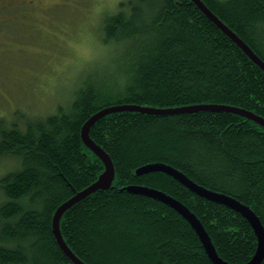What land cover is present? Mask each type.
<instances>
[{
  "label": "trees",
  "instance_id": "1",
  "mask_svg": "<svg viewBox=\"0 0 264 264\" xmlns=\"http://www.w3.org/2000/svg\"><path fill=\"white\" fill-rule=\"evenodd\" d=\"M202 1L264 60V0ZM94 34L101 48L94 59L106 62L103 68L85 70L53 112L16 109L0 117V160L12 164L0 177V264H76L57 241L53 217L105 169L82 138L84 124L100 110L223 105L264 117V69L193 0H122ZM90 136L110 155L116 177L110 189L87 196L61 218L66 243L84 263L215 264L188 219L128 190L133 185L187 205L229 263L254 256L258 238L242 213L167 172L137 170L170 164L247 204L264 225L263 126L209 108L119 111L99 119Z\"/></svg>",
  "mask_w": 264,
  "mask_h": 264
},
{
  "label": "rangeland",
  "instance_id": "2",
  "mask_svg": "<svg viewBox=\"0 0 264 264\" xmlns=\"http://www.w3.org/2000/svg\"><path fill=\"white\" fill-rule=\"evenodd\" d=\"M121 1L0 0V23L10 22L0 26V117L16 109L53 112L85 70L103 68L106 62L94 59L101 52L94 33ZM78 44L91 56L75 55ZM11 165L0 160V177Z\"/></svg>",
  "mask_w": 264,
  "mask_h": 264
},
{
  "label": "water",
  "instance_id": "3",
  "mask_svg": "<svg viewBox=\"0 0 264 264\" xmlns=\"http://www.w3.org/2000/svg\"><path fill=\"white\" fill-rule=\"evenodd\" d=\"M199 8L215 23L217 26L229 35L246 53L249 57L258 65H260L264 69V60L259 57L257 53L242 39L235 33L228 25H226L202 0H193ZM215 109V110H226L231 112L239 113L248 119L255 121L264 127V117L257 115L253 111H248L241 108L230 107V106H213V105H196V106H185V107H177V108H156V107H144L139 105H131V104H123V105H113L110 107H106L99 112L93 114L89 120L84 124L82 129V138L84 143L103 161L105 169L99 175L98 180L94 182L91 186L87 187L85 190L78 192L73 198L64 202L62 205L58 207L53 217V232L57 238V241L61 245L62 249L66 252V254L76 263V264H86L84 263L68 246L66 243L60 227V221L63 214L70 209L73 205L85 199L87 196L95 193L98 190H107L110 189L113 185V182L116 177V169L111 159L110 155L99 145L97 144L90 136L91 127L102 117L107 114L119 111H140L143 113H156V114H177L186 111H197L200 109ZM160 170L169 173L174 176L176 179L181 181L183 184L188 186L193 191L198 194L207 197L213 201L226 204L238 212L242 213L247 219L251 222L255 233L258 238L257 250L254 256L246 263L242 264H259L264 257V225L261 221L259 215L247 204H244L233 198L231 196L221 194L219 192L210 190L205 188L191 178H189L183 171L175 168L174 166L162 163L155 162L144 165L140 167L137 172L145 173L148 171ZM128 190L141 193L156 199H159L170 206L174 207L178 210L189 222L192 224L197 234L199 235L204 247L206 248L207 253L210 258L213 260L215 264H232L228 261L224 260L217 252L215 245L205 228L202 221L199 217L184 203L177 200L175 197L155 188H151L148 186H139L133 185L129 186Z\"/></svg>",
  "mask_w": 264,
  "mask_h": 264
},
{
  "label": "snow or ice",
  "instance_id": "4",
  "mask_svg": "<svg viewBox=\"0 0 264 264\" xmlns=\"http://www.w3.org/2000/svg\"><path fill=\"white\" fill-rule=\"evenodd\" d=\"M105 0H99V3L103 4ZM74 54L81 57H90L92 54L91 49L86 44L74 45Z\"/></svg>",
  "mask_w": 264,
  "mask_h": 264
}]
</instances>
